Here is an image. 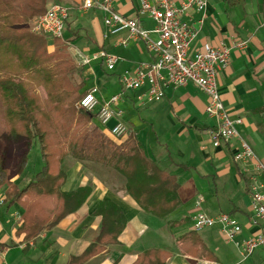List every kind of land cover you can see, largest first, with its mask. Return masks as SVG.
Masks as SVG:
<instances>
[{
    "label": "crops",
    "instance_id": "0c3cea01",
    "mask_svg": "<svg viewBox=\"0 0 264 264\" xmlns=\"http://www.w3.org/2000/svg\"><path fill=\"white\" fill-rule=\"evenodd\" d=\"M48 1L67 10L62 41L74 59L78 61L82 50L92 52L94 49L117 56L119 61L116 66L121 64L116 75L119 92L122 75L133 73L138 64L152 61L143 42L129 41L122 46L120 41L126 37L125 33L104 37L107 32L103 24L105 14L98 9L84 10L82 0ZM139 6L140 0H112L114 12L126 19H138L141 27L155 39L156 35L152 33L155 25L146 17H138ZM203 15L204 25L191 50H198L203 44L230 45L232 40H248L244 50L232 49L229 65L218 75L217 86L228 114L242 119L238 127L241 137L249 144L256 159L264 163V0H208ZM199 18L201 14H192L191 23ZM47 44L50 48L54 47L50 41ZM88 72L91 70L85 74ZM143 91L127 93L120 101L131 105L138 113L125 125L129 136L142 146L145 156L175 179L176 209L163 219L146 213L128 195L125 180L120 175L93 163L76 160L79 163L76 164L68 156L61 165L66 173L62 190L68 192L89 186L91 194L77 212L30 241L23 233L17 232L21 225V207L18 204L10 208L0 207V264H69L94 243L101 224V217L95 212L106 201L121 210L126 226L117 244L104 246L100 253L81 264H134L141 254L152 250L166 255L164 264H229L234 257L230 250L223 247L221 239L226 241L217 227L195 232L210 258L197 259L182 250L181 239L192 231V218L196 212L212 217L226 213L241 226L238 246L233 244L240 259L232 264L244 261L245 264H264L263 250L257 249L246 259H243L240 250L244 240L264 231L249 223L248 185L252 180L263 182L254 164L241 165L233 161L237 141L213 147L210 133L215 128V122L205 114L207 97L193 85L169 90L162 100L149 105L138 99ZM94 123L112 139L95 118ZM21 175L12 179L19 189L31 180L25 181ZM201 178L213 179L215 192L211 187V197L204 198L201 194L198 185ZM199 199L202 203L197 208L196 201Z\"/></svg>",
    "mask_w": 264,
    "mask_h": 264
},
{
    "label": "trees",
    "instance_id": "16d2710c",
    "mask_svg": "<svg viewBox=\"0 0 264 264\" xmlns=\"http://www.w3.org/2000/svg\"><path fill=\"white\" fill-rule=\"evenodd\" d=\"M47 5L48 0H0V190L4 206L18 204L22 209L18 234L32 240L77 212L91 194L89 186L62 190L66 173L61 164L68 155L114 171L142 211L165 218L178 205L175 179L145 156L133 136L116 142L93 122L94 114L76 109L85 94L84 83L73 81L76 65L64 47L57 44L48 53L47 40L30 32L29 23L44 15ZM22 141L25 151L18 166L25 169L32 145L38 144L42 168L19 189L12 181L6 151L11 143ZM95 214L101 217L98 236L69 264H81L104 246L118 243L126 226L121 210L106 201ZM181 247L194 258H210L193 231L182 237ZM165 258L159 251H146L134 264H164Z\"/></svg>",
    "mask_w": 264,
    "mask_h": 264
},
{
    "label": "built area",
    "instance_id": "2783aa9c",
    "mask_svg": "<svg viewBox=\"0 0 264 264\" xmlns=\"http://www.w3.org/2000/svg\"><path fill=\"white\" fill-rule=\"evenodd\" d=\"M206 6L207 0H140L138 17H146L153 22L155 28L152 33L156 35L153 39L149 36L150 32L141 27L138 19H126L114 12L112 0H82L84 10L98 9L105 14L103 24L107 32L104 37L125 33L126 37L120 41L122 46H126L129 41H141L152 61L138 64L133 73L126 72L122 75L119 94L100 100L97 96L98 89L92 88L82 96L78 108L94 114L100 127L107 130L113 138L121 139L128 134V128L121 121L123 114L119 109V103L125 94L144 89L138 99L149 105L162 100L169 90L193 85L207 97L205 114L215 122V128L210 133L213 147L237 141L238 147L233 154V161L241 165L252 162L263 178L262 183L252 180L248 191L251 210L249 223L264 230V163L256 159L249 144L241 137L238 127L242 124V119L232 118L228 114L217 86L218 75L229 65L232 49L244 50L248 40H232L230 45L203 44L200 49L191 50L204 25L203 13ZM194 13L201 14V18L194 22L196 26L190 19ZM67 17L64 6L51 4L44 15L35 19L32 30L37 34L60 39L65 32ZM78 59L82 67L100 62L109 72L114 71L119 61L116 56L104 50L91 56L79 54ZM111 122L113 124L109 126ZM201 203V199L197 200L196 207ZM215 227L227 243L238 246L237 238L242 228L229 214L221 213L212 217L196 212L192 218L193 232ZM240 248L243 259L250 257L257 249L264 251V231L244 240Z\"/></svg>",
    "mask_w": 264,
    "mask_h": 264
},
{
    "label": "rangeland",
    "instance_id": "374dc122",
    "mask_svg": "<svg viewBox=\"0 0 264 264\" xmlns=\"http://www.w3.org/2000/svg\"><path fill=\"white\" fill-rule=\"evenodd\" d=\"M207 2H208V0H207ZM51 4H56V3H50V1H48L47 8ZM226 7L231 8L229 6H226ZM37 18L38 17L33 18L32 21L29 23L28 28L30 29V32L36 36L43 37L45 40H47V42L50 41V43H52L54 45V47L50 48L48 46V44H46V49H47L48 53L53 52V50L56 48L57 44L59 46L64 47L65 54L71 58V60L74 62V64L77 67V72L73 76L74 83H84V88H83L84 92H87V91L91 90L92 88H97L98 89V95L97 96L100 99L101 98L105 99V98H108L110 96L112 97V94L119 92V83L117 81L116 75H117V73H119V68L121 67V64H118L115 67V70L111 71V72L107 71L105 69V67L100 64V62H97V63L94 62V64L92 63L93 66H91V67L90 66H85V67L80 66L78 61L72 57V55H71L72 53H70L68 51L67 46L62 41L63 36H62V38L57 40L56 38H52V37H49L47 35L37 34V33L33 32V30H32L33 22ZM95 51L96 50L94 49V51H92V52H89V51L83 52V50L81 52L84 56H91L92 54L95 53ZM111 55L115 56V54H111ZM89 68H91V69H89ZM88 70H91V72H88L87 74H85V72H87ZM126 71H129V70H126ZM111 73H115V74H111ZM38 93L40 94V96L42 98H44V93L41 89L38 90ZM76 109L80 110L78 108V103L76 105ZM119 109L122 111V114H123L121 121L123 124H126V125H128V123H130L129 121H127L128 119H131L135 115L138 114L137 111L131 107V105H128V104L124 105V103L122 104V102L119 104ZM80 111H83V110H80ZM93 122H94V120H93ZM1 128H2V124L0 123V129ZM110 137L113 139V137L111 135H110ZM128 137H129V130H128V134L124 137V139L123 138H121V139H115L114 138L113 140H115L116 142H122L123 140H125ZM24 151H25V146H24L23 141L11 143L10 147H8V149L6 151V158H7V165L11 168V172H12V174H14V177H15V175H21L22 174L21 175L22 179L26 181L27 179L31 178L35 173H37L38 171L41 170L42 161H41L40 149H39L38 144H33L31 150L29 151V153L27 155L26 167H25V169L22 170L21 167L18 166V163H19ZM68 156L70 158H72L70 155H68ZM72 162L79 164L74 159ZM61 167L64 170V166H61ZM69 167L70 166L65 167V169L67 170V169H69ZM198 182H199L198 185L200 187L201 194L203 195V197L204 198L211 197L212 194H211V192H209L210 188L212 187V192H215L213 179L212 178H201L200 181H198ZM3 192H4L3 190H0V199H2V197H3L2 196ZM2 206H3V204L0 207H2ZM221 240L223 243V247L225 249H228L231 251V255L234 257L233 261L237 262L240 259V257L238 256V253H237L238 250L235 249L233 244H228L227 242L225 243L223 241V239H221ZM222 243L220 242L221 246H222ZM233 261H231L229 264L234 263ZM242 264H245V261Z\"/></svg>",
    "mask_w": 264,
    "mask_h": 264
}]
</instances>
